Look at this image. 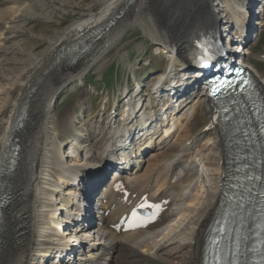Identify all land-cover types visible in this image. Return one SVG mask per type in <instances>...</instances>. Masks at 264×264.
<instances>
[{"label":"bare ground","instance_id":"6f19581e","mask_svg":"<svg viewBox=\"0 0 264 264\" xmlns=\"http://www.w3.org/2000/svg\"><path fill=\"white\" fill-rule=\"evenodd\" d=\"M223 2L220 17L225 24L216 18L212 0H102L97 12L74 19L50 40L49 48L33 55L12 76L10 67L2 69L0 167L10 136L18 139L20 149L12 168L0 178L7 192L0 213V264H200L204 237L223 195L227 154L203 87L192 101L187 99L194 89L190 86L189 90L177 87L163 99L158 92L166 83L162 80L169 77L163 74L152 82L150 95L160 96L159 110L155 99L142 107L143 94L132 93L125 118L115 122V116H106L104 124L85 122L84 136L70 130L76 106L84 109L85 100H78L71 111L57 118L53 97L70 79L78 80L90 69L99 71L107 53L134 26L142 28L158 54L168 55L175 66L171 73L178 63V73L194 82L201 79V70L191 69L185 55L208 33H217L222 44L227 36L229 47L221 62L236 58L253 68L264 92V73L249 58L253 54L250 41L264 29V0ZM30 6L28 0L0 2V48L9 39L12 23ZM115 14L118 17L111 27L81 57L73 62L56 58L64 40ZM220 24H224L223 32L218 30ZM258 57L264 61V54ZM204 103L207 121L193 135L191 123L198 116V105ZM160 111L164 118H158ZM19 115L22 125L13 128ZM62 133L72 138L62 140ZM114 157L117 160L110 164ZM96 159L99 164L88 166ZM120 170L124 175L118 176ZM110 177L106 190L101 188L96 195L99 185ZM81 193L85 200L77 211L80 215H74ZM127 197L132 199L130 207L150 202L158 210L144 229L117 234L110 224L127 209ZM103 198L105 204L100 202ZM59 223L64 226L62 234Z\"/></svg>","mask_w":264,"mask_h":264},{"label":"rangeland","instance_id":"374dc122","mask_svg":"<svg viewBox=\"0 0 264 264\" xmlns=\"http://www.w3.org/2000/svg\"><path fill=\"white\" fill-rule=\"evenodd\" d=\"M4 1L0 0V2ZM28 1L31 6L12 23V28L8 30L10 40L4 41L2 43L3 47L0 48V74L3 72V68L9 69L10 67L9 74L11 73L10 75L12 76L14 72L29 62L33 55H41L74 19L81 14L97 12L102 0ZM212 3L216 7V18L219 22L225 24V18L220 17L222 15L221 6L224 3L223 0H212ZM53 6L56 9H52ZM224 24L219 25L220 32H223ZM227 39L228 37L226 36V42L223 43L224 48L229 47ZM138 44H142L139 51L136 49ZM155 48L156 45L145 35L142 28L139 26L131 27L125 32L120 42L107 53L104 60L105 64L99 71L90 69L82 78L78 80L70 79L57 91L53 97V106L57 118L71 111L78 100H85L84 109L76 106L75 118L73 119L74 127L71 128L70 134H81V136H84L83 126L86 125L85 122L91 123L94 121L92 123L94 125L96 120V122L99 121V124H104L108 116H115L114 119L118 121L123 114V103L126 102V99L132 93L133 95L138 92L143 94L139 101L144 107L151 98H153L152 100L157 98V94L154 95L155 97L150 96L154 90L152 89V82L156 79L158 80L163 74L169 76L168 79L162 80V82H166L161 88L163 96H166L169 91L173 92L177 87H179V90H183V88L189 90L190 86V88L194 87V89L187 93V99L192 101L195 98L200 91L199 87L197 89V85L199 86L201 80L194 82L192 78L189 80L184 75L182 76V72L178 73V63L176 71L171 73L170 69L175 68V66L172 67L171 65V59L165 52L158 54ZM250 48L253 53L249 56L250 61L255 64L261 73H264V62L257 57L264 54V29L250 41ZM9 60H13V62L11 61L12 63L9 64ZM178 79L180 82L181 80L188 81L189 84L184 83V85L182 83L179 84V81L175 82ZM192 82L194 86L191 85ZM126 85H128V88H126ZM123 90L128 92L127 97H122ZM153 104H158L157 109L159 110L162 101L154 100ZM207 111L208 108L205 103L198 105V116L191 123V133L193 135L198 134L199 129L207 121ZM159 114V119L165 117L161 115V111ZM60 138L69 140L72 136L69 137L68 134L62 133ZM213 145L211 143L210 147ZM98 162L99 159H96L88 166H95L99 164ZM205 184L210 186V182H205ZM146 264L158 263L146 262Z\"/></svg>","mask_w":264,"mask_h":264},{"label":"water","instance_id":"95a60500","mask_svg":"<svg viewBox=\"0 0 264 264\" xmlns=\"http://www.w3.org/2000/svg\"><path fill=\"white\" fill-rule=\"evenodd\" d=\"M116 17H118L116 14L110 17L108 16L104 22L66 39L58 47L56 58H61L62 60L64 58L66 62H73V60L81 57V55L86 53L93 46L94 42L100 39L107 29L111 27Z\"/></svg>","mask_w":264,"mask_h":264},{"label":"snow or ice","instance_id":"6c2138e0","mask_svg":"<svg viewBox=\"0 0 264 264\" xmlns=\"http://www.w3.org/2000/svg\"><path fill=\"white\" fill-rule=\"evenodd\" d=\"M137 226H142V225H137Z\"/></svg>","mask_w":264,"mask_h":264}]
</instances>
